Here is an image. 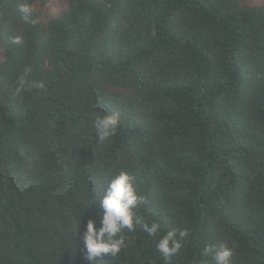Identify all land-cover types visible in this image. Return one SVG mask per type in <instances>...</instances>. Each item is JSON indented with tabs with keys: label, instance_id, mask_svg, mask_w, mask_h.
I'll return each instance as SVG.
<instances>
[{
	"label": "trees",
	"instance_id": "1",
	"mask_svg": "<svg viewBox=\"0 0 264 264\" xmlns=\"http://www.w3.org/2000/svg\"><path fill=\"white\" fill-rule=\"evenodd\" d=\"M244 1L68 0L43 24L48 0H0V264H164L159 235L184 229L171 264L221 244L264 264V4ZM120 171L160 234L86 261L76 224Z\"/></svg>",
	"mask_w": 264,
	"mask_h": 264
},
{
	"label": "clouds",
	"instance_id": "2",
	"mask_svg": "<svg viewBox=\"0 0 264 264\" xmlns=\"http://www.w3.org/2000/svg\"><path fill=\"white\" fill-rule=\"evenodd\" d=\"M19 11L25 22L37 23L31 20L32 9L27 4H21ZM12 43H20V37H14ZM26 69L25 72H30ZM36 88L44 89V84L36 83ZM24 90V81L21 80L16 87L17 94ZM119 114H100L94 119L96 136L100 141H106L117 135L119 130ZM146 203L145 199L137 194L133 184V177L125 171H120L107 184L104 194L99 198L96 218H89L86 225L79 221L76 224L77 236H80L84 247L80 251L86 261L92 262L104 255L116 259L122 250L128 247L127 233H133L137 229L146 233L149 237H157L160 234V225L156 222L149 224L134 211L139 205ZM99 221V226H97ZM82 232V235H81ZM188 230L177 233L176 230L159 235L156 242V251L160 253L164 264H171L172 257L180 253L181 240L188 236ZM212 254L213 264H233V250L223 244L218 247H204L201 256Z\"/></svg>",
	"mask_w": 264,
	"mask_h": 264
},
{
	"label": "rangeland",
	"instance_id": "3",
	"mask_svg": "<svg viewBox=\"0 0 264 264\" xmlns=\"http://www.w3.org/2000/svg\"><path fill=\"white\" fill-rule=\"evenodd\" d=\"M244 4L249 7H259L264 0H245ZM68 0H48L46 6L40 13V21L46 24L49 19L56 18L67 9Z\"/></svg>",
	"mask_w": 264,
	"mask_h": 264
}]
</instances>
